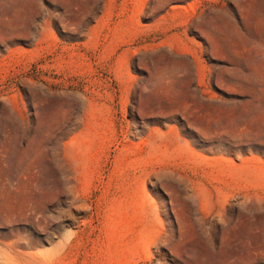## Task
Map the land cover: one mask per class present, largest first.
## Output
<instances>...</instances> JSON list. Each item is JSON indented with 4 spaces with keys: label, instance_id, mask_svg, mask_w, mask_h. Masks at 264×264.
Listing matches in <instances>:
<instances>
[{
    "label": "rangeland",
    "instance_id": "obj_1",
    "mask_svg": "<svg viewBox=\"0 0 264 264\" xmlns=\"http://www.w3.org/2000/svg\"><path fill=\"white\" fill-rule=\"evenodd\" d=\"M0 264H264V0H0Z\"/></svg>",
    "mask_w": 264,
    "mask_h": 264
},
{
    "label": "bare ground",
    "instance_id": "obj_2",
    "mask_svg": "<svg viewBox=\"0 0 264 264\" xmlns=\"http://www.w3.org/2000/svg\"><path fill=\"white\" fill-rule=\"evenodd\" d=\"M9 261V260H8Z\"/></svg>",
    "mask_w": 264,
    "mask_h": 264
}]
</instances>
